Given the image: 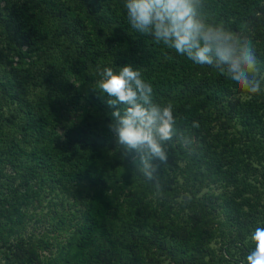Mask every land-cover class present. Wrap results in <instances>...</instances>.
Wrapping results in <instances>:
<instances>
[{"label":"trees","instance_id":"16d2710c","mask_svg":"<svg viewBox=\"0 0 264 264\" xmlns=\"http://www.w3.org/2000/svg\"><path fill=\"white\" fill-rule=\"evenodd\" d=\"M0 2V248L10 264H245L247 238L264 226V93L249 98L213 67L137 33L124 0ZM204 11L253 40L264 72V0H205ZM125 65L156 102L173 103L178 131L193 140L194 155L169 145L163 199L138 155L122 158L108 128L114 108L92 90L98 66ZM42 191L78 207L47 257L9 241L22 205Z\"/></svg>","mask_w":264,"mask_h":264},{"label":"clouds","instance_id":"9594fccd","mask_svg":"<svg viewBox=\"0 0 264 264\" xmlns=\"http://www.w3.org/2000/svg\"><path fill=\"white\" fill-rule=\"evenodd\" d=\"M123 8L128 24L137 33L196 65L213 67L249 98L264 93V72L258 66L253 40L210 22L205 0H124ZM96 71L99 79L92 90L106 95L107 104L114 108L108 128L122 158L136 153L140 175L152 186L154 197L163 199L159 168L168 164L169 145L174 142L194 155L193 140L178 131L173 103L154 100L153 85L138 68L98 66ZM192 127L198 128L199 123L193 122ZM247 240L252 249L245 264H264V226H257Z\"/></svg>","mask_w":264,"mask_h":264},{"label":"rangeland","instance_id":"374dc122","mask_svg":"<svg viewBox=\"0 0 264 264\" xmlns=\"http://www.w3.org/2000/svg\"><path fill=\"white\" fill-rule=\"evenodd\" d=\"M6 174L15 176L10 170H7ZM24 195L26 190H22V196ZM22 207V210L25 209V218L22 225L16 229L18 234L11 237L9 241L15 242L21 239L26 247L34 248H31V252L42 257H47L48 253L54 255L60 251L76 224L78 207L72 206L66 200L60 202L48 191H42L37 198L30 196ZM59 219L63 223H58L53 229L51 225L57 223ZM2 253L5 255L3 256ZM10 263L7 250L0 248V264Z\"/></svg>","mask_w":264,"mask_h":264}]
</instances>
